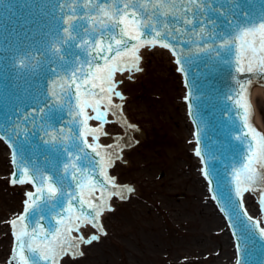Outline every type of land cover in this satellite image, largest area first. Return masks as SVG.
Wrapping results in <instances>:
<instances>
[{"label":"snow or ice","instance_id":"obj_1","mask_svg":"<svg viewBox=\"0 0 264 264\" xmlns=\"http://www.w3.org/2000/svg\"><path fill=\"white\" fill-rule=\"evenodd\" d=\"M22 7L42 18L40 39L22 41L23 51L14 52V43L0 37V49L17 76L40 69L50 75L46 92L33 95L27 112L12 108L0 122L13 167L10 183L25 186L23 211L8 222L17 264H60L65 256L83 255L82 244L107 235L101 217L113 211L112 197L132 192L109 175L122 151L118 141L99 143L109 135L107 117L122 111L114 102L124 98L116 76L127 72L131 79L143 70L142 50L157 47L171 53L186 83L191 67L201 64L210 71L228 65L245 77L226 97L240 122L236 139L244 153L230 169L227 199L212 198L223 201L229 221L242 219L264 240V219L244 208L245 195L255 193L264 212V133L251 122L250 98L254 79L264 77V0H24ZM202 127L194 133V151L207 163ZM202 174L210 177L207 167ZM88 227L95 231L86 237L81 230ZM233 235L235 264H243L246 241Z\"/></svg>","mask_w":264,"mask_h":264},{"label":"rangeland","instance_id":"obj_2","mask_svg":"<svg viewBox=\"0 0 264 264\" xmlns=\"http://www.w3.org/2000/svg\"><path fill=\"white\" fill-rule=\"evenodd\" d=\"M154 49H144L141 52L144 58L142 75L127 78L119 85L124 98L118 100L122 103L128 121L136 130V144L124 152L123 159L109 169V175L121 184L128 183L133 191L129 193L128 200L113 203V211L102 215L101 222L107 235H102L99 241L92 244H83V255L80 258L65 256L61 264L235 262L231 247H224L219 236H209L204 230H209L207 227L210 222L200 215L201 206L197 204V196H193L197 185L192 184L190 177L199 180L202 186L204 180L199 173L200 164L191 153V144L189 140L186 142V132H181L178 121L179 109L182 107L180 105L184 99H181L179 75L171 65V57L164 51L157 52ZM250 98L252 124L257 126V117L260 125L258 130L264 133V95ZM106 131L109 135L101 137V144H109L114 135L122 134L114 122L107 124ZM0 146L4 150L5 145L1 141ZM144 161L151 166L154 177L147 186L143 173L135 168ZM9 166L11 167L10 162L0 170V175H6L0 184V192L4 196L0 197V264H5L11 255L13 240L8 222L22 212L25 200V186L11 185L10 174L7 178ZM176 166L181 168L182 176L188 180L184 181L176 176ZM203 195L219 217L208 192L203 190ZM165 201L180 208V217L174 216L173 212H161L156 208L157 204H164ZM133 202L141 205V208L131 215L127 208ZM175 220L179 222L176 226L172 224ZM91 231L94 230L90 227L82 229L85 236Z\"/></svg>","mask_w":264,"mask_h":264},{"label":"water","instance_id":"obj_3","mask_svg":"<svg viewBox=\"0 0 264 264\" xmlns=\"http://www.w3.org/2000/svg\"><path fill=\"white\" fill-rule=\"evenodd\" d=\"M23 3L24 0H4V4H0V37L14 43V52L23 51L22 41L31 42L33 37L40 39L42 18L39 13L30 15L28 9L22 7ZM256 7L258 8L259 5H256ZM29 33H31V36H29ZM7 54L6 49H0V122L7 121L12 108L18 107L21 113L27 112L33 105V95L46 92L50 75L44 69H40L37 73H22L17 76L10 66V61L4 58ZM214 69L210 71L202 64L191 67L188 71L187 83L184 74H181L186 89L185 102L188 115L195 133L198 130V125L203 126L200 130V147L207 163L202 161L200 157L198 158L201 161L202 168L207 167L210 172L209 178H205L204 175L203 177L208 183L211 197L216 195L227 199L229 194V188L227 187L229 172L231 167L240 160L244 153V147L241 141L236 139L240 135L241 126L233 104L226 97L234 91L236 80L242 81L245 77L239 76L228 65H215ZM33 76L36 77L35 82ZM29 84L33 86L29 87ZM256 85H264V77L254 79L251 88ZM114 111L116 113V115H113L115 122L122 129L125 128L126 134L114 135L113 142L118 141L119 149H128L135 144V140L130 135V130H127L129 124L121 109L117 108ZM254 127L258 130L257 126ZM33 142H37L35 138H33ZM117 150L116 148L113 149V151ZM209 180H211V184ZM126 187H130L128 183ZM127 193L129 192H124L123 199L117 198L124 200L127 198ZM253 195L258 200L257 195L255 193ZM232 198L235 200L234 195ZM256 199L247 194L244 202L249 213L261 220L263 212ZM214 201L227 222L234 243H236V237L233 232L243 234L246 241V250L242 256L243 264H264V240H261L255 234H251L242 219L233 217L232 221H229L228 215L221 210L224 207L223 201ZM232 223L236 224L237 227H230ZM14 243L13 238V247ZM12 250L7 264H17L12 258Z\"/></svg>","mask_w":264,"mask_h":264},{"label":"bare ground","instance_id":"obj_4","mask_svg":"<svg viewBox=\"0 0 264 264\" xmlns=\"http://www.w3.org/2000/svg\"><path fill=\"white\" fill-rule=\"evenodd\" d=\"M154 51H157V52L164 51L168 56L171 57V63H172L171 65L173 66V68L174 69L176 68V65L174 63V58L171 56V54L169 53V51L163 50V49H159V48L154 49ZM143 64H144V58L142 59L141 64H140V67L142 69H143ZM128 75L129 74L127 72L124 73L123 75L117 74L116 80H118V81H121V80L124 81V80H126L128 78ZM141 75H142V71L135 72V73L132 74V78H136V77H139ZM178 75H179L180 85L182 86V77H181V75L179 73H178ZM118 90L122 93L120 86L118 87ZM184 95H185V89L182 86V98L181 99H183ZM258 95H264V86L263 85H256V86H253L252 87V89H251V96L253 97V96H258ZM115 102H118V99H116ZM180 106H182V107H180V109H179L180 118L178 119V121L180 122V126H181V129H182L181 132H183V131L186 132V142L189 140V143L191 144L190 145V147H191V153L193 154L194 153V148H195V142H194V138H193V127H192V125H191V123H190V121L188 119L187 109H186L185 103H182V105H180ZM255 120H256L255 121L256 122V125L258 126V128H260L259 127L260 126L259 125V121L257 120V117H256ZM109 121L113 122L112 116H109ZM128 124L131 125V127L128 126L127 127V130H130V135L132 137H134V134H135V131L136 130H135L134 126L129 121H128ZM119 129L121 130V132H122L123 135L126 134L125 128L122 129L119 126ZM113 139H114V137L111 138V142H113ZM126 151H127V149L124 148L120 152V159L119 160H122L123 159L124 152H126ZM9 162H10L9 148L5 145L4 146V150H2L1 149V146H0V170H3L4 165L6 163H9ZM135 168L137 170H140L143 173V178H144V181L146 183V186H147V184H150L152 182V179L154 178L153 177V170H152L151 166L149 165V163L147 161L138 163L135 166ZM10 172H11V167L9 166V171H6L7 178L9 177ZM199 173H200V169H199ZM175 174L179 178H182L184 181L185 180H188L184 175L182 176L181 168L178 167V166H176ZM4 176L6 177V175H4ZM4 176L0 175V184L3 183V181L5 179ZM190 179H191V182H192L193 185H195V186L197 185L196 189H194V191H193V196H197V200H198L197 204L199 203V205L201 206V212L202 213L200 212V215L202 217L206 218V220H208L210 222L208 224L209 226L207 227V229H209V230H206L205 228H204V230L209 233V236H219V238H221V244L224 247L228 248V249L231 247L232 253L235 256L234 245H233V242H231V238L229 239L230 234L228 232L226 223L224 222V220L222 219V217H220V216L217 217V215L215 213V210L212 209V207L210 206L209 202L206 200V197H204V195H203V190H205L206 193H207V185H205L206 184L205 181H203L204 182V185L202 186V184L199 182V180H196V179L191 178V177H190ZM115 181H116L117 185L121 186V183H119L116 179H115ZM122 186H126V185H122ZM158 193L165 194V192H163V191H158ZM0 197H2V198L4 197V196H2V193L1 192H0ZM113 199H115L116 201L115 200H112L111 201V207L112 208L114 206L113 203H119V201L116 198H113ZM140 208H141V205H138V204H136V203L133 202L127 208V212L129 214H131V215H134L137 211L140 210ZM156 208L159 211H161V212H171V213L173 212L174 213V216L180 217V215H178L179 214L178 213L179 212L178 210L180 208L176 204H173L171 202L165 201L164 204H161V205H158L157 204ZM178 223L179 222H177L176 220L175 221H172V224L175 225V226ZM91 232H94V231H91ZM74 235H75V233H74Z\"/></svg>","mask_w":264,"mask_h":264}]
</instances>
